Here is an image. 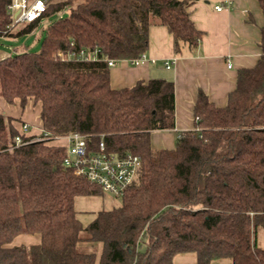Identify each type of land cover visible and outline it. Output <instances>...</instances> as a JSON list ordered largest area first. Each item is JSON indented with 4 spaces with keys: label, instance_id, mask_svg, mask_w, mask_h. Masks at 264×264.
I'll use <instances>...</instances> for the list:
<instances>
[{
    "label": "trees",
    "instance_id": "1",
    "mask_svg": "<svg viewBox=\"0 0 264 264\" xmlns=\"http://www.w3.org/2000/svg\"><path fill=\"white\" fill-rule=\"evenodd\" d=\"M196 1L52 0L15 30L10 0H0V37L30 33L42 18L67 13L47 26L40 50H16L0 62V97L23 107L29 99L41 103L42 128L53 137L80 132L94 147L103 141L108 151L142 159L122 204L84 226L75 198L101 194V187L64 164V146L15 145L20 129L0 113V263L96 264V252L77 249L87 232L103 243L98 264H177L174 257L185 252L197 254L194 264H264L257 242L264 227V25L260 58L238 70L226 105L200 89L195 127L181 131L172 149L153 148L151 133L176 126L174 81L111 85L108 60L140 56L152 25L168 28L176 53L197 47L204 32L192 18ZM82 49L96 57L57 54ZM23 232L41 234V242L13 244Z\"/></svg>",
    "mask_w": 264,
    "mask_h": 264
},
{
    "label": "crops",
    "instance_id": "2",
    "mask_svg": "<svg viewBox=\"0 0 264 264\" xmlns=\"http://www.w3.org/2000/svg\"><path fill=\"white\" fill-rule=\"evenodd\" d=\"M218 5H222L223 9L218 10ZM191 14L196 26L204 32L197 47L184 46L180 53H176L168 28L164 25H152L146 50L148 60L138 65L129 60H120L110 68L111 85L114 88L132 86L138 80L158 77L174 81L176 126L171 130H155L151 133V145L155 149L174 148L178 134L195 127L194 104L200 89L208 93L215 105H226L229 93L236 86L238 70L241 67L254 66L262 52L260 43L264 13L259 0H197L191 7ZM166 61L171 62L170 68L166 67ZM18 104L20 102L16 100L11 105ZM29 105L37 107L40 116L41 103L29 99L25 107ZM20 107L19 114L9 115L15 118V127L20 129L21 124L27 122L31 125L30 134H39L43 129L41 118L34 123L31 114L25 112V107L21 104ZM7 108L6 103L0 99V109ZM37 126L40 131L34 129ZM113 200L106 193L80 195L76 196L74 205L78 217L86 226L100 211L118 207H107ZM81 236L82 240L78 242L77 249L81 252H96L98 264L103 243L90 240L87 232H82ZM41 239L39 233L23 232L16 236L13 244L29 246L41 242ZM257 242L264 248V227L258 228ZM185 253H192L190 256L193 257L178 262L175 260L176 255L175 263L194 264L197 261L195 252ZM229 262L228 259H219L216 264Z\"/></svg>",
    "mask_w": 264,
    "mask_h": 264
},
{
    "label": "built area",
    "instance_id": "3",
    "mask_svg": "<svg viewBox=\"0 0 264 264\" xmlns=\"http://www.w3.org/2000/svg\"><path fill=\"white\" fill-rule=\"evenodd\" d=\"M52 0H10L8 10L12 16V25L31 22L41 17L43 13L49 9ZM218 10H222L223 6L218 5ZM64 11H56L58 16H62ZM17 13V14H16ZM46 20V18H42ZM58 56L62 59L77 58L90 59L95 58L87 50L82 49L80 52L58 51ZM132 64L138 65L148 60L146 51L140 56L128 59ZM119 60L109 59V66H114ZM167 68L171 67V62L166 61ZM229 66H232L229 63ZM31 125L27 122L21 124L20 132L14 137L15 145H22L35 140H47L49 144L61 145L66 148V156L64 164L73 169L74 173L87 178L92 183L101 187L102 192L122 199L127 189L134 183L138 177L142 159L134 153L117 154L108 151L103 141L99 147L90 144L88 136L73 132L64 137H53L50 133L43 129L39 134H30ZM3 264V263H0Z\"/></svg>",
    "mask_w": 264,
    "mask_h": 264
},
{
    "label": "rangeland",
    "instance_id": "4",
    "mask_svg": "<svg viewBox=\"0 0 264 264\" xmlns=\"http://www.w3.org/2000/svg\"><path fill=\"white\" fill-rule=\"evenodd\" d=\"M67 13L64 12L63 15L65 16ZM59 17L56 13H54L50 18H47L46 20H42V22L37 26L35 30H33L30 33H25L19 36H14V37H0V50L6 52L7 54L14 53L16 50H22V49H28V50H33V51H38L40 50L41 47V39L44 36L46 32L47 26L55 21ZM22 24H18L15 26V30H18ZM5 103L6 106L8 107L7 109H0L4 115L9 116L10 114H19L21 112V107L20 104L18 105H11L10 103L7 104L5 99L3 97H0ZM25 112L28 111V113L31 114V118L34 120V123L39 120L40 116L37 112V107H32L31 105L25 107ZM14 118V117H13ZM15 120V118L13 119ZM34 129H37V131H40L38 126ZM113 197L114 202L108 203L107 207H115L119 206L122 204V200ZM188 255V256H185ZM192 255V253L186 254V253H179L175 257V260L178 262H183L184 260H189Z\"/></svg>",
    "mask_w": 264,
    "mask_h": 264
},
{
    "label": "water",
    "instance_id": "5",
    "mask_svg": "<svg viewBox=\"0 0 264 264\" xmlns=\"http://www.w3.org/2000/svg\"><path fill=\"white\" fill-rule=\"evenodd\" d=\"M10 56H12V53L7 54L6 52L0 50V62H3L4 60L8 59Z\"/></svg>",
    "mask_w": 264,
    "mask_h": 264
}]
</instances>
